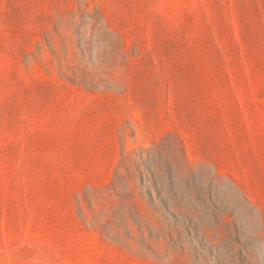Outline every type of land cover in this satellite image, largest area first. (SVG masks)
Masks as SVG:
<instances>
[{"label": "rangeland", "instance_id": "obj_1", "mask_svg": "<svg viewBox=\"0 0 264 264\" xmlns=\"http://www.w3.org/2000/svg\"><path fill=\"white\" fill-rule=\"evenodd\" d=\"M0 264H264V0H0Z\"/></svg>", "mask_w": 264, "mask_h": 264}]
</instances>
